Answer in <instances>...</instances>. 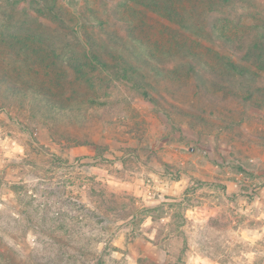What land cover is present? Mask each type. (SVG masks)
Listing matches in <instances>:
<instances>
[{
	"label": "rangeland",
	"instance_id": "1",
	"mask_svg": "<svg viewBox=\"0 0 264 264\" xmlns=\"http://www.w3.org/2000/svg\"><path fill=\"white\" fill-rule=\"evenodd\" d=\"M255 42L264 0H0V264H264Z\"/></svg>",
	"mask_w": 264,
	"mask_h": 264
},
{
	"label": "trees",
	"instance_id": "2",
	"mask_svg": "<svg viewBox=\"0 0 264 264\" xmlns=\"http://www.w3.org/2000/svg\"><path fill=\"white\" fill-rule=\"evenodd\" d=\"M135 2L137 1L139 5H145L146 1L149 0H134ZM155 1V0H153ZM47 4V6H46ZM44 8L47 9V13L51 14L55 19L61 18L62 14L59 9L55 7V5L48 4L45 2L43 4ZM188 5L185 4L184 6L182 5L183 10L187 9ZM220 38L224 37L223 39L228 40V37L226 36H219ZM262 44L255 42L246 52V56L249 59H252L253 62L256 63V67L264 71V48L261 46ZM92 45H88V50H87V56L91 57L93 60H100L99 55H96V52H93L91 49ZM220 59L224 60V57L219 56ZM116 59L117 65H114V69L118 71L117 76L122 79H126L129 82H131L132 87L139 89L141 91L142 96H147L148 93L145 90L144 86L140 83V80L137 78L136 73L138 72V68L129 64L127 61L122 60L120 56ZM227 61V60H226ZM225 65L228 67V69L234 71L237 74H244V68L241 66H237L236 64H233L232 62H227ZM119 68V69H117ZM2 79H0V84H1ZM10 86V85H9Z\"/></svg>",
	"mask_w": 264,
	"mask_h": 264
},
{
	"label": "crops",
	"instance_id": "3",
	"mask_svg": "<svg viewBox=\"0 0 264 264\" xmlns=\"http://www.w3.org/2000/svg\"><path fill=\"white\" fill-rule=\"evenodd\" d=\"M204 206L196 205L192 206L190 212H195V218L196 219H203V218H209L211 215V211H209V208L204 209Z\"/></svg>",
	"mask_w": 264,
	"mask_h": 264
}]
</instances>
